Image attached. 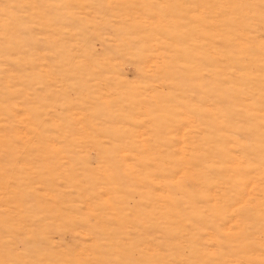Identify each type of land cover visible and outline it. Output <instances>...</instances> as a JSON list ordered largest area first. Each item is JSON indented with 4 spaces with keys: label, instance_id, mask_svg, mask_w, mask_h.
<instances>
[{
    "label": "rangeland",
    "instance_id": "rangeland-1",
    "mask_svg": "<svg viewBox=\"0 0 264 264\" xmlns=\"http://www.w3.org/2000/svg\"><path fill=\"white\" fill-rule=\"evenodd\" d=\"M0 264H264V0H0Z\"/></svg>",
    "mask_w": 264,
    "mask_h": 264
}]
</instances>
